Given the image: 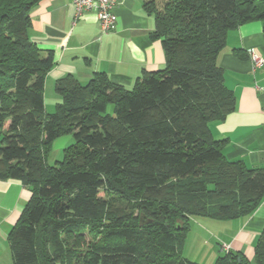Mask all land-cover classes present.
Masks as SVG:
<instances>
[{
    "label": "trees",
    "instance_id": "1",
    "mask_svg": "<svg viewBox=\"0 0 264 264\" xmlns=\"http://www.w3.org/2000/svg\"><path fill=\"white\" fill-rule=\"evenodd\" d=\"M37 1L0 0V179L31 190L8 236L14 264H205L182 255L190 218L246 216L264 198V167L228 160L226 139L209 127L235 108L217 55L246 21L259 19L264 34V0H144L164 66L131 88L103 72L84 84L62 76L52 113L44 79L53 56L28 36ZM64 134L74 142L50 165ZM109 193L135 199L150 224L113 216L81 258L67 242L102 215ZM214 264H264V228L251 259L228 249Z\"/></svg>",
    "mask_w": 264,
    "mask_h": 264
},
{
    "label": "crops",
    "instance_id": "2",
    "mask_svg": "<svg viewBox=\"0 0 264 264\" xmlns=\"http://www.w3.org/2000/svg\"><path fill=\"white\" fill-rule=\"evenodd\" d=\"M114 29L102 32L94 10L74 17L72 0H38L29 10V38L40 55L52 53L54 65L44 79V104L58 101L56 80L65 75L86 83L96 72L131 88L144 71L160 69L165 53L155 31L153 15L144 0H115ZM264 59V34L259 19L229 30L217 55L225 86L235 96V108L220 121L209 123L216 139H226L222 152L231 161L249 168L264 167V63L253 69L249 51ZM45 106V105H44ZM31 196L30 188L17 179H0V264H14L9 233ZM216 232L217 250L222 243L247 259L264 228V198L248 215L206 222Z\"/></svg>",
    "mask_w": 264,
    "mask_h": 264
},
{
    "label": "rangeland",
    "instance_id": "3",
    "mask_svg": "<svg viewBox=\"0 0 264 264\" xmlns=\"http://www.w3.org/2000/svg\"><path fill=\"white\" fill-rule=\"evenodd\" d=\"M47 103L44 104L45 111L52 113L55 110V105L49 106V99H47ZM112 109L113 105L108 104L107 112H111ZM73 142L74 138L72 134H64L55 138L51 143V150L46 157L47 163L51 165L56 160H62L64 149ZM107 197L109 202L108 207L102 215L95 221H92L80 234L78 232L73 234L67 242L69 250L78 253L81 258H85L88 250L90 251L100 241L103 232L111 228V217L113 216L121 214L125 219L126 217H133L138 220L142 215L141 224H150V220L145 219L143 212L137 207L135 199H123L111 193L107 194ZM207 221L216 222L217 220L202 216L190 218L189 230L185 234L182 255L198 263L214 264L216 258L219 256L217 250V244L219 245V243L217 242L218 238L215 236L216 232L206 223ZM82 262L84 263V261Z\"/></svg>",
    "mask_w": 264,
    "mask_h": 264
},
{
    "label": "built area",
    "instance_id": "4",
    "mask_svg": "<svg viewBox=\"0 0 264 264\" xmlns=\"http://www.w3.org/2000/svg\"><path fill=\"white\" fill-rule=\"evenodd\" d=\"M72 3L74 5L75 19L78 18L85 10H94L102 32L114 29L117 20V15L113 10L115 0H72ZM249 57L253 65V69L260 67L264 63L263 57L253 50L249 51ZM228 249V245L224 243L221 244V251H227Z\"/></svg>",
    "mask_w": 264,
    "mask_h": 264
}]
</instances>
